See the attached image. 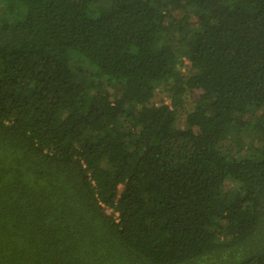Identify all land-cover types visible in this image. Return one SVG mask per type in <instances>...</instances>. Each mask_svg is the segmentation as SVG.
Segmentation results:
<instances>
[{
  "label": "trees",
  "instance_id": "trees-1",
  "mask_svg": "<svg viewBox=\"0 0 264 264\" xmlns=\"http://www.w3.org/2000/svg\"><path fill=\"white\" fill-rule=\"evenodd\" d=\"M0 264H264V0H0Z\"/></svg>",
  "mask_w": 264,
  "mask_h": 264
},
{
  "label": "rangeland",
  "instance_id": "rangeland-1",
  "mask_svg": "<svg viewBox=\"0 0 264 264\" xmlns=\"http://www.w3.org/2000/svg\"><path fill=\"white\" fill-rule=\"evenodd\" d=\"M161 99L169 100L167 93L165 91L159 90L158 93H157V96H156V100L159 101ZM193 106H194V101L193 100H188V107L192 108ZM241 145L244 146L245 144L241 142ZM108 211L111 212V210H108Z\"/></svg>",
  "mask_w": 264,
  "mask_h": 264
}]
</instances>
